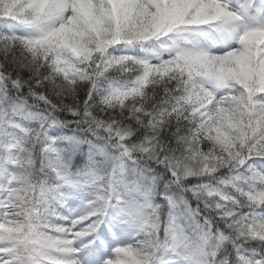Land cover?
Here are the masks:
<instances>
[{
	"label": "snow or ice",
	"instance_id": "1",
	"mask_svg": "<svg viewBox=\"0 0 264 264\" xmlns=\"http://www.w3.org/2000/svg\"><path fill=\"white\" fill-rule=\"evenodd\" d=\"M0 264H264V0H0Z\"/></svg>",
	"mask_w": 264,
	"mask_h": 264
}]
</instances>
